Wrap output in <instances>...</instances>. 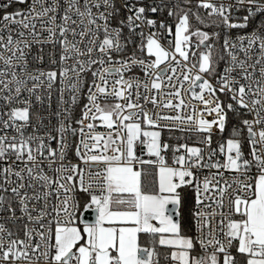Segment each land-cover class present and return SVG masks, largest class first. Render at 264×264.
<instances>
[{
  "label": "snow or ice",
  "instance_id": "6c2138e0",
  "mask_svg": "<svg viewBox=\"0 0 264 264\" xmlns=\"http://www.w3.org/2000/svg\"><path fill=\"white\" fill-rule=\"evenodd\" d=\"M0 264H264V0H0Z\"/></svg>",
  "mask_w": 264,
  "mask_h": 264
}]
</instances>
